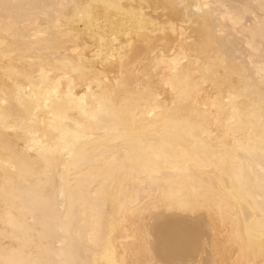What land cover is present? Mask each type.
<instances>
[{"label":"bare ground","instance_id":"6f19581e","mask_svg":"<svg viewBox=\"0 0 264 264\" xmlns=\"http://www.w3.org/2000/svg\"><path fill=\"white\" fill-rule=\"evenodd\" d=\"M0 264H264V0H0Z\"/></svg>","mask_w":264,"mask_h":264}]
</instances>
